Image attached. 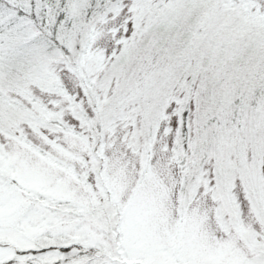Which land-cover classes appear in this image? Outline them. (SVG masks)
<instances>
[{
	"label": "snow or ice",
	"instance_id": "obj_1",
	"mask_svg": "<svg viewBox=\"0 0 264 264\" xmlns=\"http://www.w3.org/2000/svg\"><path fill=\"white\" fill-rule=\"evenodd\" d=\"M0 264H264V0H0Z\"/></svg>",
	"mask_w": 264,
	"mask_h": 264
}]
</instances>
